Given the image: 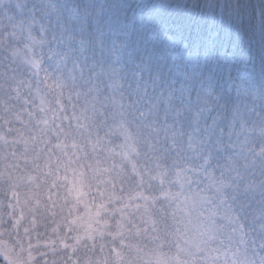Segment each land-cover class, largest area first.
<instances>
[{
    "label": "clouds",
    "instance_id": "1",
    "mask_svg": "<svg viewBox=\"0 0 264 264\" xmlns=\"http://www.w3.org/2000/svg\"><path fill=\"white\" fill-rule=\"evenodd\" d=\"M247 9L0 0V264H264V48L191 35Z\"/></svg>",
    "mask_w": 264,
    "mask_h": 264
},
{
    "label": "trees",
    "instance_id": "2",
    "mask_svg": "<svg viewBox=\"0 0 264 264\" xmlns=\"http://www.w3.org/2000/svg\"><path fill=\"white\" fill-rule=\"evenodd\" d=\"M226 2L247 5V10L252 11L259 0H226ZM216 19V23L209 21L203 24L199 21L194 23L191 31L192 38L200 41L202 45L214 46L217 50L223 49L226 58L231 53L239 60L258 64L261 60L262 48H264L259 21L256 22L255 30H253L246 15L234 17L231 20L225 16L223 22L220 21L219 16Z\"/></svg>",
    "mask_w": 264,
    "mask_h": 264
}]
</instances>
